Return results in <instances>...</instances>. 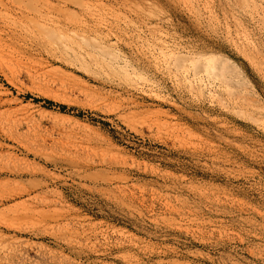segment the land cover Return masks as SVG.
<instances>
[{"label": "rangeland", "instance_id": "374dc122", "mask_svg": "<svg viewBox=\"0 0 264 264\" xmlns=\"http://www.w3.org/2000/svg\"><path fill=\"white\" fill-rule=\"evenodd\" d=\"M0 264H264V0H0Z\"/></svg>", "mask_w": 264, "mask_h": 264}, {"label": "bare ground", "instance_id": "6f19581e", "mask_svg": "<svg viewBox=\"0 0 264 264\" xmlns=\"http://www.w3.org/2000/svg\"><path fill=\"white\" fill-rule=\"evenodd\" d=\"M44 17H45V16H44ZM45 18H46V17H45ZM41 20H44L43 17H42ZM33 21H34V20H33ZM35 22L37 23V21H35ZM52 22H54V21H52ZM31 23H32V22H31ZM104 23H105V22H104ZM56 24H58V23H55V25H56ZM33 25L35 26L34 23H33ZM36 25H37L38 27L41 26V28H38V27L36 28V30H38L37 33H38L39 35L43 34V32H44L43 29H45L46 27H49V26H46V27L44 28V27H42L43 24L40 25V23H39V25H38V24H36ZM44 25H46V24H44ZM55 25H54V26H55ZM57 26L59 27V24H58ZM105 27H106V26H105ZM42 28H43V29H42ZM49 28H50V27H49ZM41 29H42V30H41ZM67 29H68V28H67ZM83 30H86V29H83ZM59 31H60V30H59ZM52 32H53V31H52ZM60 32H61V31H60ZM73 32H74V31H73ZM45 33H46V32H44V34H45ZM48 33H49V32H48ZM44 34H43V36L46 35V34H45V35H44ZM56 34H57V32H56ZM58 34H59V35H58ZM58 34H57L58 37H62V36H60V33H58ZM72 34H73V33H72ZM75 34H76V33H75ZM53 35H54V32H53ZM61 35H62V34H61ZM54 36H55V35H54ZM65 36H66V35H65ZM45 37H46V36H45ZM63 37H64V36H63ZM67 37H68V36H66V38H67ZM77 37H78V36H77ZM46 38H48V37H46ZM56 38H57V36H55V38H53V39H56ZM66 38H65V39H66ZM69 38L73 41V39L71 38V36H69ZM69 38H67V39L69 40ZM58 39L60 40V38H58ZM58 39H57V40H58ZM63 40H64V39H63ZM71 40H69V42H70ZM53 42H54V40H53ZM73 44H74V43H73ZM74 45H75V44H74ZM78 45H79V44H78ZM76 46H77V45H76ZM69 48H70V47H69ZM163 54H164V53H163ZM146 56H147V55H146ZM176 56H177V55H176ZM164 57H165V56H164ZM169 58H171V57L169 56ZM177 58H178V57H177ZM181 58H182V57H181ZM172 59H173V58H172ZM178 59H179V58H178ZM183 59H184V58H183ZM183 59H182V60H183ZM184 60H185V59H184ZM184 60H183V62H184ZM169 61H170V60H169ZM176 61H177V60H176ZM174 63H175V62H174ZM175 64H177V63H175ZM178 64H179V63H178ZM180 64H183V63L180 62ZM184 65H185V64H184ZM156 66H157V65H156ZM178 66H179V65H178ZM167 68H168V67H167ZM194 78H195V77H194Z\"/></svg>", "mask_w": 264, "mask_h": 264}]
</instances>
